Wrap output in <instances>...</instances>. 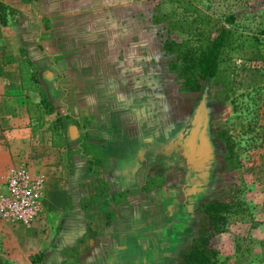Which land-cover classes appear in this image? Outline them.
<instances>
[{
  "label": "crops",
  "instance_id": "0c3cea01",
  "mask_svg": "<svg viewBox=\"0 0 264 264\" xmlns=\"http://www.w3.org/2000/svg\"><path fill=\"white\" fill-rule=\"evenodd\" d=\"M34 1L41 16L39 44L21 47L37 82H25L20 47L6 64L19 67L18 80L4 86L19 93L12 98L19 102L15 122L36 118L29 114L40 102L33 86H41L53 103V113L41 121L48 139L18 156V165L26 163L46 179V212L38 223L13 231L2 261L173 264V211L179 209L173 210L171 176L177 153L174 117L166 112L173 73L163 37L156 44L155 29L141 30L142 14L128 0ZM58 116L66 117L67 145L52 144L49 126Z\"/></svg>",
  "mask_w": 264,
  "mask_h": 264
},
{
  "label": "rangeland",
  "instance_id": "374dc122",
  "mask_svg": "<svg viewBox=\"0 0 264 264\" xmlns=\"http://www.w3.org/2000/svg\"><path fill=\"white\" fill-rule=\"evenodd\" d=\"M158 1H126L134 3V10L142 14L140 21L142 31L155 29L156 44L160 37L166 38L167 35L165 28L161 25L152 26L151 18L148 19L157 10L155 6ZM200 1L201 7L210 12L215 20L219 19L228 25L230 23L226 21L227 16L232 15L233 27L257 33L260 39H264V33H261L264 30V0ZM0 2L17 7L20 11L16 25H12L11 22L5 26L0 24L1 192L10 170L20 166L18 156L26 148L34 149V146L43 145L49 137V131L48 128L42 127L46 121L41 124L36 118L24 122L13 121L14 115L19 113V102L16 103L12 98L19 93L15 94L7 89L8 86H4L5 82H8L12 87L18 80L19 73V67L15 69L14 66L6 65L7 62L13 60L14 55L19 56L21 46L39 44L38 25L41 16L37 13V5L34 0L28 3L21 0ZM166 7L167 4L162 5L160 9ZM171 35L176 36V33L173 32ZM234 61L233 82L227 92L221 91L223 89L221 83L214 80L205 81L198 92H186L178 88L174 74L171 75V91L165 102L166 112H172L174 117L172 148L177 155L176 159H173L171 185L175 198L173 210L176 207L179 209L173 211L175 234L172 239L173 264H181V258L176 253H181L189 246L204 222L199 211L200 204L222 196H233L241 200L248 214L231 215L227 229L213 240L219 251V259L226 261L227 264H264V62L244 59ZM23 65L25 82L33 85L34 82L27 75L30 67ZM33 95L37 97L35 92ZM31 107L33 109V106ZM199 108H203L205 112L204 125L209 135L206 137L208 138L206 148L201 150L203 157L189 167L184 161V148L176 139L186 122L192 120L191 117H194ZM219 129L226 130L231 136L234 152L239 161L238 167H234L233 162L225 156V143L216 135ZM168 148H171L170 144ZM121 151L122 149L119 155ZM9 158L12 162H9ZM19 226L20 223L12 224L0 217V262L7 247L5 242ZM181 229L186 236L177 238L176 233ZM178 243L180 247H177Z\"/></svg>",
  "mask_w": 264,
  "mask_h": 264
},
{
  "label": "trees",
  "instance_id": "16d2710c",
  "mask_svg": "<svg viewBox=\"0 0 264 264\" xmlns=\"http://www.w3.org/2000/svg\"><path fill=\"white\" fill-rule=\"evenodd\" d=\"M28 2L29 0H22ZM200 0H159L152 23L161 25L167 30L162 47L171 54L168 60L170 72L174 74L178 88L186 92H198L207 80L219 81L227 92L233 82L234 59L264 62V39L256 33L241 31L231 25L234 16H227L226 25L219 19L215 20L210 12L200 5ZM167 7L160 9L163 5ZM18 8L0 2V23L16 25L20 17ZM176 33L172 36L171 33ZM261 33H264L262 30ZM24 56L23 63L30 67V78L34 76V65L27 57L24 47L20 48ZM24 66V65H23ZM23 68V67H22ZM21 68V69H22ZM23 70V69H22ZM23 73V71H22ZM40 95V102L35 112L29 107L30 114L41 121L45 115L52 114L54 106L41 86H33ZM225 96V95H224ZM31 104L30 98L27 100ZM66 117L58 116L50 126L53 145H67L65 140ZM44 121L41 123L43 124ZM216 135L224 141L225 156L239 166L231 136L224 129L217 130ZM203 215L202 225L189 246L182 253L181 264H227L219 259V251L213 240L219 233L227 229L231 215H245L248 211L241 200L233 196L213 198L200 204ZM0 264H9L5 261Z\"/></svg>",
  "mask_w": 264,
  "mask_h": 264
},
{
  "label": "built area",
  "instance_id": "2783aa9c",
  "mask_svg": "<svg viewBox=\"0 0 264 264\" xmlns=\"http://www.w3.org/2000/svg\"><path fill=\"white\" fill-rule=\"evenodd\" d=\"M46 179L21 164L8 173L0 192V217L12 224L31 225L45 217Z\"/></svg>",
  "mask_w": 264,
  "mask_h": 264
},
{
  "label": "flooded vegetation",
  "instance_id": "af4514ba",
  "mask_svg": "<svg viewBox=\"0 0 264 264\" xmlns=\"http://www.w3.org/2000/svg\"><path fill=\"white\" fill-rule=\"evenodd\" d=\"M191 118L192 120L186 122V125L181 129V134L176 139L184 148V161L189 167L194 161L203 157L201 150L206 148L208 140L206 137L209 135V131L206 133L204 125L205 112H203V108H199Z\"/></svg>",
  "mask_w": 264,
  "mask_h": 264
}]
</instances>
